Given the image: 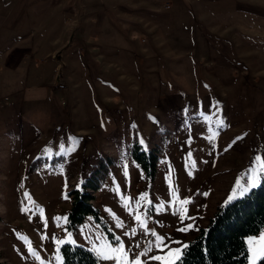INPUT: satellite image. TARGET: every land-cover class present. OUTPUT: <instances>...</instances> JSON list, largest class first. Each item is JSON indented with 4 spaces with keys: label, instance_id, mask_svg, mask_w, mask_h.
<instances>
[{
    "label": "rangeland",
    "instance_id": "rangeland-1",
    "mask_svg": "<svg viewBox=\"0 0 264 264\" xmlns=\"http://www.w3.org/2000/svg\"><path fill=\"white\" fill-rule=\"evenodd\" d=\"M218 1L161 0L154 7L169 9L175 18L173 23L158 18L163 22L149 41L133 28L117 34L100 25L92 35L114 49L107 52V63L97 57L99 65L85 54L88 70L66 60L44 80L0 66L3 261L64 264L62 249L71 245L94 252L98 264H114L98 255L102 247L122 240L140 252L149 242L155 245L153 231L169 247H181L196 238L234 190L247 189L246 194L260 184L264 4L247 11ZM146 24L150 39L156 32ZM170 27L185 36L177 29L169 33ZM33 82L37 87H30ZM84 184L99 215L89 213L74 223L70 192ZM179 199H190L184 207L191 218L180 219ZM160 204L165 210L157 211ZM136 214L147 221V230ZM63 217L67 222L57 219ZM189 224L194 227L180 231ZM133 228L135 237L125 235ZM68 233L75 242L58 248L56 241L67 240ZM149 255L164 252L153 246Z\"/></svg>",
    "mask_w": 264,
    "mask_h": 264
},
{
    "label": "crops",
    "instance_id": "crops-1",
    "mask_svg": "<svg viewBox=\"0 0 264 264\" xmlns=\"http://www.w3.org/2000/svg\"><path fill=\"white\" fill-rule=\"evenodd\" d=\"M160 1L0 0V66L3 65L8 72L23 69L27 72L28 79L34 76L35 79L45 80L52 73L58 72L66 60L73 66L80 65L83 70H88V59L85 58L87 53L95 65L102 63L98 56L107 63L105 56L114 48L102 46L101 38L94 37L93 32L98 31L100 25V29L110 26L117 34V30L133 28L134 32L144 34L143 38L152 40L156 38L161 22L173 23L170 20L175 18L169 9L154 7L161 4ZM222 3L232 10L244 8L250 11L261 8L264 0H223ZM158 18L166 20L160 21ZM144 21L147 22L146 25L151 24V32L155 29L156 34L150 39L148 29L144 28ZM78 22L83 23L80 30L75 28ZM176 29L170 27L168 32L174 34ZM177 30L182 31L185 36L182 29ZM77 32L82 34L81 40L76 35ZM100 33L101 31L98 34ZM168 34L166 38L170 36ZM138 44L145 49L141 40ZM66 56H70L69 59ZM30 87L37 85L33 82Z\"/></svg>",
    "mask_w": 264,
    "mask_h": 264
},
{
    "label": "trees",
    "instance_id": "trees-1",
    "mask_svg": "<svg viewBox=\"0 0 264 264\" xmlns=\"http://www.w3.org/2000/svg\"><path fill=\"white\" fill-rule=\"evenodd\" d=\"M84 188L72 189L71 218L74 223L83 221L89 213L99 215L92 203L94 195ZM264 226V170L261 182L244 196L221 205L206 227L184 250L176 264H246L247 236L257 234ZM64 264H98V258L91 250L82 246L65 245L62 249ZM0 264L3 261L0 250ZM257 264H264V258Z\"/></svg>",
    "mask_w": 264,
    "mask_h": 264
},
{
    "label": "snow or ice",
    "instance_id": "snow-or-ice-1",
    "mask_svg": "<svg viewBox=\"0 0 264 264\" xmlns=\"http://www.w3.org/2000/svg\"><path fill=\"white\" fill-rule=\"evenodd\" d=\"M216 134L214 133L213 136L209 137V139H213ZM240 139V138H237ZM141 144H144L143 139L140 140ZM257 159H260L257 157ZM169 184L172 183L171 177H169ZM255 186V185H253ZM247 189L241 190L237 193V191L234 190L233 194L229 196L226 203H230L232 200L237 198V195L244 196ZM27 195V194H26ZM207 195V193H205ZM147 194H142L139 200L137 201V209L140 207V201H143L146 198ZM67 198V197H66ZM178 197L175 196L174 193V199L172 203L174 204ZM131 198H127L125 200V206L128 205ZM190 199H179V205L180 207L176 209V212L179 213L180 219L184 220L185 218H191L187 217V208L184 207L185 205H188L190 203ZM149 204H151V201H148ZM28 208H25L24 211H28ZM165 210L164 204H160L157 208V211H163ZM129 212H132V209L129 208ZM175 214V213H174ZM57 219H63L65 222H67V218H57ZM135 219L140 222V225L143 229L147 230V221L143 220L140 214L135 215ZM120 227H123V224L119 225ZM194 226L192 224L187 225L185 228L180 229V231H187L192 229ZM125 235H131L133 237L136 236V229H132L131 233H126ZM152 235L155 237V245H153L151 242H149V246L145 248L143 251L140 252H133V246L131 243L129 245H125V243L120 240V242L116 246H107L102 247L100 251H98V255L105 261H113L114 264H149V261H160L161 264H176L177 261L181 260L184 250L188 247L186 244H182L181 247L171 248L167 243H165L166 238L164 236L157 235L154 231L152 232ZM119 239V238H118ZM75 241L72 240V234L68 233V239L67 240H57L56 244L59 248V245ZM261 242H264V231H260L258 236H250L246 238L245 243L248 246V250L251 253L249 257V264H257V261L264 258V245H261L259 249L256 247L257 244H261ZM172 243L179 244L178 241H173ZM153 246L158 249L161 252H164V255H149V253L152 252ZM136 248L140 247L139 243L135 244ZM29 249L32 250V246L29 243ZM167 249L165 252L164 250ZM165 257H169L170 259H165Z\"/></svg>",
    "mask_w": 264,
    "mask_h": 264
}]
</instances>
